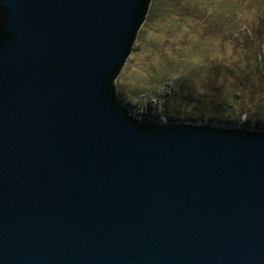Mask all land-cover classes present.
<instances>
[{
  "label": "water",
  "instance_id": "water-1",
  "mask_svg": "<svg viewBox=\"0 0 264 264\" xmlns=\"http://www.w3.org/2000/svg\"><path fill=\"white\" fill-rule=\"evenodd\" d=\"M151 3L0 0V264H264V129L118 94Z\"/></svg>",
  "mask_w": 264,
  "mask_h": 264
},
{
  "label": "rangeland",
  "instance_id": "rangeland-1",
  "mask_svg": "<svg viewBox=\"0 0 264 264\" xmlns=\"http://www.w3.org/2000/svg\"><path fill=\"white\" fill-rule=\"evenodd\" d=\"M263 15L264 0H152L116 80L121 100L138 117L264 129Z\"/></svg>",
  "mask_w": 264,
  "mask_h": 264
},
{
  "label": "trees",
  "instance_id": "trees-1",
  "mask_svg": "<svg viewBox=\"0 0 264 264\" xmlns=\"http://www.w3.org/2000/svg\"><path fill=\"white\" fill-rule=\"evenodd\" d=\"M262 25H264V15H263L261 18H259L258 22L254 24V28H253V30H255V31H254L255 34H258L259 36H262V37H263L264 32H262V31L260 30V27H261ZM263 43H264V41H263ZM256 61H257L258 64L260 65L259 68L256 69V71H260V72L262 73V72L264 71V70H263V68H264V67H263V66H264V56H263V55H259V56H257V60H256ZM260 67H261V68H260ZM200 103H201V104H200ZM200 103H199L198 105H196V111H197V115H198L199 117H201V119H204V116H203L202 112H201V113H198V112H199V110H203V109H204L203 107H204L205 102H204V100L201 99ZM218 107H222V105L216 103V104H214V106H213V108L216 109L217 111L219 110ZM218 113L221 114V113H223V112H219V111H218ZM232 117H234L233 114H230V117H229V118H227V117H223V116H222V118L227 119V120H229L230 118L233 119ZM231 119H230V120H231ZM234 120H235V119H234ZM256 125H258V124L256 123ZM258 127H260V125H258ZM260 128H261V127H260Z\"/></svg>",
  "mask_w": 264,
  "mask_h": 264
}]
</instances>
